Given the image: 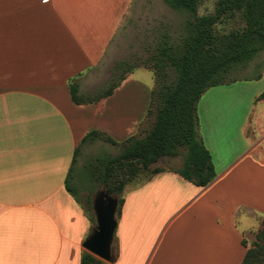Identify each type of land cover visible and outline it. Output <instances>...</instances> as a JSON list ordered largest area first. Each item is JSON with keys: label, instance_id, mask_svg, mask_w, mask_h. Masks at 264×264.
Masks as SVG:
<instances>
[{"label": "crops", "instance_id": "0c3cea01", "mask_svg": "<svg viewBox=\"0 0 264 264\" xmlns=\"http://www.w3.org/2000/svg\"><path fill=\"white\" fill-rule=\"evenodd\" d=\"M133 5L0 0V264H80L94 225L76 187L95 157L119 151L82 140L91 131L117 143L137 134L150 91L147 103L128 101L126 77L111 96L77 105L69 82L78 78L84 93L82 79L100 67ZM232 92L240 98L226 100ZM263 92L264 65L254 76L205 91L197 133L214 180L199 187L165 168L125 186L114 260L105 264L242 263L264 220V98L257 99Z\"/></svg>", "mask_w": 264, "mask_h": 264}, {"label": "trees", "instance_id": "16d2710c", "mask_svg": "<svg viewBox=\"0 0 264 264\" xmlns=\"http://www.w3.org/2000/svg\"><path fill=\"white\" fill-rule=\"evenodd\" d=\"M163 1L184 20L179 35L173 38L162 34L154 44L151 58L143 62L155 77V87L150 91L147 114L142 122L148 121V128L142 137L138 131L121 143L100 131H91L82 140L83 143L101 140L119 147L115 156H97L87 166L90 179L109 194L121 195L125 185L142 173H148L145 180H149L154 174L165 171V168L153 167L161 158L179 155L181 166L168 169L196 186L209 185L216 173L210 153L197 133V103L207 89L236 82L237 79H228V75L264 51V0H216L214 12L204 15L198 14L200 0ZM235 17L242 21L241 28L227 33L216 30L218 24ZM135 67L129 61H118L109 81L92 93L80 92L79 79H72L69 82L72 102L94 104L111 96ZM169 69L174 72L172 79ZM261 98L264 92L257 97ZM76 155L77 151L72 164ZM71 172L72 167L66 184ZM67 190L78 200L75 189L67 185ZM85 201L89 220L94 225L91 198L88 196ZM122 204L120 197L116 218ZM80 264L105 262L83 251ZM241 264H264V220Z\"/></svg>", "mask_w": 264, "mask_h": 264}, {"label": "rangeland", "instance_id": "374dc122", "mask_svg": "<svg viewBox=\"0 0 264 264\" xmlns=\"http://www.w3.org/2000/svg\"><path fill=\"white\" fill-rule=\"evenodd\" d=\"M216 0H200L198 6V14H211L214 12ZM184 17L171 10L163 0H134L133 10L129 12L123 21V24L112 39V42L103 57V61L99 68L90 72L82 79V90L84 93H92L102 88L111 78L115 63L118 61H129L136 65L131 73L126 74L129 78L127 85V99L134 104L147 103L148 93L155 87V77L152 70L143 66V62L149 60L154 51L155 42L162 34H167L176 38L182 28ZM243 26L242 21L235 17L234 19L226 20L216 26V30L220 33H227L230 30L238 29ZM264 51L260 52L246 66L234 69L228 79L242 80L254 76L260 72L264 65ZM255 63L256 64L255 66ZM261 63V64H260ZM254 64V66H252ZM150 67L151 64L149 63ZM247 67L249 69H247ZM254 67V68H253ZM169 76L172 79L174 72L169 69ZM240 98L238 92H232L225 99L235 101ZM149 122L145 121L138 129L140 137L148 128ZM108 155V154H101ZM86 162V161H85ZM182 163L181 156L174 158L163 157L155 165L162 168L180 167ZM148 177V173L140 174L136 179L128 182L125 186H132L133 183L137 187ZM82 186L76 187L81 200L85 202L84 197L89 194L92 200L99 190H104L98 183H92L90 176L85 170L82 174ZM137 183V184H135ZM84 187V188H83ZM127 189L125 188L121 195L109 194L119 200L124 199ZM107 192V191H106ZM92 207V206H91ZM93 214V211H92ZM95 226V224H94Z\"/></svg>", "mask_w": 264, "mask_h": 264}, {"label": "water", "instance_id": "95a60500", "mask_svg": "<svg viewBox=\"0 0 264 264\" xmlns=\"http://www.w3.org/2000/svg\"><path fill=\"white\" fill-rule=\"evenodd\" d=\"M118 201L108 192L99 190L91 203L95 226L84 240L85 251L105 263H112V242L117 226L116 210Z\"/></svg>", "mask_w": 264, "mask_h": 264}]
</instances>
